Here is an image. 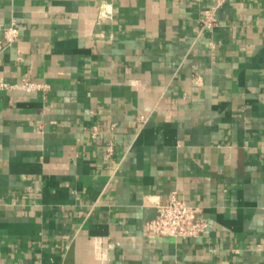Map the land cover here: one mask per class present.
<instances>
[{"label":"crops","instance_id":"0c3cea01","mask_svg":"<svg viewBox=\"0 0 264 264\" xmlns=\"http://www.w3.org/2000/svg\"><path fill=\"white\" fill-rule=\"evenodd\" d=\"M211 2L0 0V264H264V0Z\"/></svg>","mask_w":264,"mask_h":264},{"label":"built area","instance_id":"2783aa9c","mask_svg":"<svg viewBox=\"0 0 264 264\" xmlns=\"http://www.w3.org/2000/svg\"><path fill=\"white\" fill-rule=\"evenodd\" d=\"M195 1L202 3L206 0ZM211 1L210 4L201 9L200 21L205 28H212L216 25V11L227 0ZM25 28L26 26L23 23L13 20L11 25L5 29L7 42L11 44L16 41L20 31ZM2 86L4 85L0 84V87ZM18 86L30 91L44 88L45 85L32 81L29 77H23ZM107 149L111 152L112 146L109 145ZM152 201L156 207L157 215L144 226V233L149 237L172 236L189 239L201 235L209 225L198 207L192 206L183 199H180L176 193L157 195L152 198Z\"/></svg>","mask_w":264,"mask_h":264}]
</instances>
